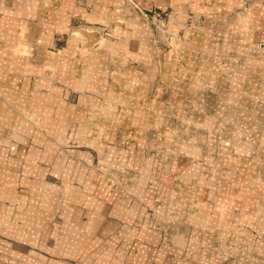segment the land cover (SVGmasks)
<instances>
[{"label":"crops","instance_id":"crops-1","mask_svg":"<svg viewBox=\"0 0 264 264\" xmlns=\"http://www.w3.org/2000/svg\"><path fill=\"white\" fill-rule=\"evenodd\" d=\"M136 1L160 10L211 12L210 22L218 28L207 33L208 39L222 36L233 48L232 56L230 51L201 54L207 60L201 73L209 71L207 80L216 87L222 73L243 76L261 71L258 205L251 210L250 196L235 194L233 182L240 178L242 186H249V169L236 177L234 170L239 154L246 153L244 143L253 136L231 128L220 135L222 147L209 144L211 149L208 140L217 137L219 99L212 88L197 82L195 91L215 92L212 100L180 98L170 93L173 87H163L161 99L140 100L169 108L183 124L191 122L188 128L179 125L174 130L173 152L183 158L178 176L172 178L174 184L186 186L179 209L185 203L190 212L171 220L155 212L147 220L139 216L135 186L143 188L147 197L143 201L151 200L154 211L160 203L164 206L168 193L163 182L158 184L159 197L150 188L149 176L157 170L153 163L151 168V161L158 157L160 165L173 154L164 145L162 151L171 153L169 157H161L159 150L148 157L136 141L133 129L140 127L138 122L156 117L152 109L134 107L137 84L123 83L122 72L111 66L122 55L132 54L133 46L120 38L119 44L91 50L85 47L97 42L94 34L86 33L83 45L77 38L61 40L57 35V28L105 25L118 1L0 0V264H264V0ZM245 4L246 10H240ZM224 22L227 30L221 28ZM257 42L263 43L261 48ZM56 45L60 51L51 50ZM137 57L142 56L133 59ZM219 58L231 65L220 66ZM247 58L257 62L253 68ZM140 63L135 69L146 75L144 62ZM178 79L183 80L175 84L176 92L192 87L184 76ZM245 81L241 77L232 83L248 88ZM188 101L195 107L189 115ZM215 102V110L202 108ZM164 115L161 133L167 136L169 129L164 126L170 117ZM225 120L234 124L232 115ZM126 137L134 141L129 147L120 144ZM225 139L229 142L223 143ZM204 144L206 154H213L208 164L217 168H203ZM218 182L220 189L213 198L208 187ZM247 218L261 220V245L233 258L214 253L223 249L218 243L226 246L225 240L209 236L221 228L255 230L244 222Z\"/></svg>","mask_w":264,"mask_h":264},{"label":"rangeland","instance_id":"rangeland-1","mask_svg":"<svg viewBox=\"0 0 264 264\" xmlns=\"http://www.w3.org/2000/svg\"><path fill=\"white\" fill-rule=\"evenodd\" d=\"M117 1V5L111 6V8L114 9V15L105 25L100 26L88 23L83 25L78 24L76 27L68 30L65 28H57V35L61 40H67L72 37L77 38L80 45H83L86 33L94 34L96 38H98L97 42L85 47L91 50L107 44H119L121 41L120 38L126 40V42L135 49L132 48V54L127 56L122 55L120 59L113 61L111 66L118 68L120 72H122L123 83L132 80L137 84V91L132 93V97L138 98L132 101L134 107H143L146 111L152 109L153 116L156 117L154 120H151L145 116L148 119H141L138 122L140 127L133 129L135 135L138 134L136 141H139L138 146L146 152L148 157L157 150H159L161 157H169L171 153L166 154L162 151L164 145H169L173 154L172 158L162 160L160 165L157 163L160 161L158 157L151 161V165L152 163L155 164L157 170H154L152 174L153 177L148 175L149 179L152 178L149 182L150 188H155L153 191L156 193L154 197H159L160 189L158 188V184L163 182V187H165V191L168 193V196L165 195L167 197L164 206L160 203L158 211H154L151 208V200L147 199V202L143 201L147 198L145 197L146 194L142 191L143 188L135 186L134 189H136V191L134 193L140 199L137 202L139 216L147 220V218H149L148 216L155 212L159 218H163L165 215L171 220L174 219L172 218L173 216L190 212V208L185 203L183 208L179 209L180 202L182 201L181 196L187 189L186 186L180 182L174 184L173 179L175 175L178 176L177 173L181 167L180 161L183 157L175 154L173 151L177 149V146L174 144L177 137L175 131H177L181 125L188 128L191 122L189 121L183 124L182 121L179 122L177 117H172L173 114L167 111L170 110L169 108L163 109L160 105L148 106L141 102L145 101L148 97L152 100L157 98L161 99L163 87H173L170 92L171 94L179 95L180 98L184 95V97L190 100L194 98L195 101L199 99L205 100L206 98L207 100H212L214 97L213 94L217 92V98L219 99V105L217 107L218 133L215 139L208 140V145L211 144L212 146H216L217 149L222 147L220 135L223 134L222 132L225 130H230L231 128L235 131L240 130L246 135L253 136L252 139L246 140L249 142L244 143L243 146L246 147V153L239 154V165L237 170H234V176L236 177L241 176L242 173L245 174V168L249 169V186H242L240 178H234L233 180L235 194H248L250 196L249 206L252 210L258 205L259 198H261V71L260 73L253 72L243 76L238 75L237 72L234 71L222 73L221 76H218V85L216 87L207 80V77L209 78V71L207 74L201 73L203 70L202 62L207 61L201 57V54L208 56V54L215 51H230V55L232 56L233 48L231 44L228 43L229 40L222 36H215L213 37L216 38L214 40L208 39L207 33L209 34L211 29L218 28L216 22H214V24L210 22L209 14H211V12L201 7V9L187 8L182 11H178L174 7L160 10L155 7L146 6L136 0ZM246 7L247 4L240 10L244 11ZM221 28L227 30L228 23L224 22ZM189 36L196 37L193 38ZM256 45L261 48L263 43L257 42ZM60 49L61 47L57 45L51 47V50L55 52L60 51ZM134 56L142 57L133 59ZM227 61V59L219 58L218 63L220 66L231 65ZM246 61L252 68L255 66L254 64L257 63L254 62L252 58H247ZM140 62H144L142 65L147 70V72L145 71L147 76L135 69L141 66ZM246 65L248 64H245L243 67L245 68ZM179 71H182L183 74L178 73ZM182 76L185 77L186 81L188 79L190 80L189 82L192 87H188L186 91L176 92L177 86L175 84L177 81L183 80L178 79ZM241 77L246 80L245 82L248 88L232 83L233 79L236 80ZM197 82H200L202 87L212 88L215 92L211 94L208 90L195 91L193 86ZM232 85H234V88L229 89V86ZM73 92L75 95L78 93V91ZM99 97L101 98V96ZM188 102L190 105V101ZM215 105L216 102L213 107L211 104H203L202 108L208 111L210 109L215 110ZM194 109L195 107L191 103L186 109V114L189 115V111H194ZM164 113L166 117H170V119L167 117L169 121L168 125L164 126L165 129L170 130H168L167 136L161 133L160 117L165 116ZM226 115H228V117L229 115L233 116L234 124L232 126L226 123ZM193 121L194 118L192 119V122ZM239 141H241V139ZM133 142L132 138L126 137L121 140L120 144L123 147H129ZM227 142L229 141L225 139L223 143ZM208 145H201L203 150H205V160L202 161V166L203 168L207 166L206 169L210 170L212 168H217V166L208 164L213 156V154L211 156L206 154V147ZM211 145H209V147L213 149ZM235 156L238 157L237 155ZM220 157L221 156L218 155V159ZM151 168L153 169V165ZM241 170L243 171L241 172ZM219 184L220 182L216 183L214 187H208L213 198L214 195L218 194L216 191L220 189ZM164 207L165 209H163ZM244 222L250 223L252 225L250 226L256 229L250 232H238V229L235 227L232 228L234 229L233 231L221 228L217 230V235L214 234L209 236L210 239L225 240L226 246L218 243V246L223 249L215 251L214 253L222 254L223 258H233L236 254H242V256L247 254V252H244L245 249L254 248L257 244L261 245V220L257 222L253 218H247ZM259 258H261V256Z\"/></svg>","mask_w":264,"mask_h":264}]
</instances>
